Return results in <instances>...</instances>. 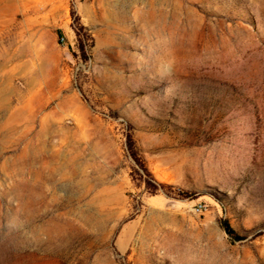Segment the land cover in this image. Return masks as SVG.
<instances>
[{
	"label": "rangeland",
	"instance_id": "1",
	"mask_svg": "<svg viewBox=\"0 0 264 264\" xmlns=\"http://www.w3.org/2000/svg\"><path fill=\"white\" fill-rule=\"evenodd\" d=\"M0 264H264V0H0Z\"/></svg>",
	"mask_w": 264,
	"mask_h": 264
},
{
	"label": "trees",
	"instance_id": "2",
	"mask_svg": "<svg viewBox=\"0 0 264 264\" xmlns=\"http://www.w3.org/2000/svg\"><path fill=\"white\" fill-rule=\"evenodd\" d=\"M72 17L74 18L73 29H74V31L76 33V37H77V39H76L77 40V47H78L79 51L84 55V54H86V51L88 48L87 39H91V38L86 33H83L84 27L80 24L79 17L76 16L74 13H72ZM130 152L132 153V156L137 163V168L135 170V173L139 176L141 186H145V192L147 193L148 196L156 197L161 192H163L165 189L172 188L170 185L161 183L152 177V174L149 172L145 163L142 162L138 158L137 154L134 152L133 145L130 147ZM184 195L192 196V195L184 194V193L182 195L180 194L178 196L183 197ZM221 228L230 237V239L232 241L237 242V241L243 240V237H241L240 235H238L236 233V231L233 229V227L231 226V224L228 220H223L221 222Z\"/></svg>",
	"mask_w": 264,
	"mask_h": 264
},
{
	"label": "crops",
	"instance_id": "3",
	"mask_svg": "<svg viewBox=\"0 0 264 264\" xmlns=\"http://www.w3.org/2000/svg\"><path fill=\"white\" fill-rule=\"evenodd\" d=\"M153 198H158V196H156V197H152L151 199L153 200Z\"/></svg>",
	"mask_w": 264,
	"mask_h": 264
}]
</instances>
